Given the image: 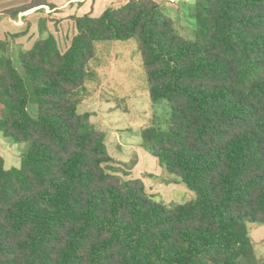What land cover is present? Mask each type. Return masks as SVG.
I'll use <instances>...</instances> for the list:
<instances>
[{
    "label": "trees",
    "instance_id": "16d2710c",
    "mask_svg": "<svg viewBox=\"0 0 264 264\" xmlns=\"http://www.w3.org/2000/svg\"><path fill=\"white\" fill-rule=\"evenodd\" d=\"M41 4L53 7L0 13ZM68 18L65 50L40 17L29 49L0 55V135L28 144L19 166L0 155V264H264L247 229L264 225V0H193L179 17L126 0ZM131 38L151 101L170 108L164 128L140 130L142 145L196 192L182 204L117 175L128 173L106 132L78 110L94 43Z\"/></svg>",
    "mask_w": 264,
    "mask_h": 264
},
{
    "label": "rangeland",
    "instance_id": "374dc122",
    "mask_svg": "<svg viewBox=\"0 0 264 264\" xmlns=\"http://www.w3.org/2000/svg\"><path fill=\"white\" fill-rule=\"evenodd\" d=\"M26 1L28 0H0V12ZM51 1L59 3L61 0ZM40 15H43V11L30 17L31 22L37 24ZM171 17L178 22L174 14ZM6 18L0 13V29L6 26ZM176 25L184 37H193L192 30L185 26L183 19ZM5 46L6 50L1 51L16 58L17 51L14 47L10 48V43ZM94 52L95 58L91 60L90 68L95 74L87 76L86 91L79 92L82 94V101L78 110L81 113L89 112L90 120L96 128L105 131L106 136L109 133L106 144L109 154L116 161L113 165L122 167L128 173L116 174L124 179L147 176V193L154 200L167 205L182 204L195 199L194 190L177 181L165 170L159 171L161 166L158 160L142 145L140 130L152 125L164 128L170 108L165 101L154 103L150 99L137 40L131 38L124 41H97L94 43ZM29 110L34 113V105H30ZM114 128L120 138H117L118 141L112 137V133L116 131ZM116 145L120 148L127 146L128 152L118 151ZM27 148L26 142L15 143L0 135V154L6 158V168L19 166L20 157ZM247 229L257 255L264 259V225L247 223Z\"/></svg>",
    "mask_w": 264,
    "mask_h": 264
},
{
    "label": "crops",
    "instance_id": "0c3cea01",
    "mask_svg": "<svg viewBox=\"0 0 264 264\" xmlns=\"http://www.w3.org/2000/svg\"><path fill=\"white\" fill-rule=\"evenodd\" d=\"M30 0L24 2L27 3ZM51 3L53 7L45 4L34 6L26 11L19 12L16 18H6V26L0 29V40H5L7 44H11L10 48L15 49L17 52L19 50L29 49L33 42L39 35L38 32V21L32 23L30 17L33 15H38L39 12L43 11V15L38 16L46 19V30L51 32L58 43L59 48L63 51L70 43L71 37L75 33V28L73 22L68 17L71 15L80 16L85 13H90L92 16L100 15L107 7L117 6L122 4L126 0H61L56 3L51 0H46ZM157 3L166 6L170 11L175 12L179 17V12L184 5L191 4L193 0H155ZM22 3V4H24ZM20 4V5H22ZM17 6V5H16ZM42 14V13H41ZM19 34V35H17ZM16 52V54H17ZM3 52L0 49V55ZM116 130V128H114ZM109 133H107L106 138L108 139ZM113 139L117 140L119 138L117 130L112 133ZM111 139V138H110ZM120 139V138H119ZM118 141V140H117ZM106 142H108L106 140ZM119 145L120 142H118ZM116 145L118 151L128 152L127 146ZM126 145V143H125ZM108 147V146H107ZM109 151V150H108ZM4 158L5 157L0 154ZM129 155V154H128ZM160 167L159 171L161 172ZM141 174V171L139 172ZM143 176L141 179L147 186L146 179ZM147 190V187H146Z\"/></svg>",
    "mask_w": 264,
    "mask_h": 264
}]
</instances>
